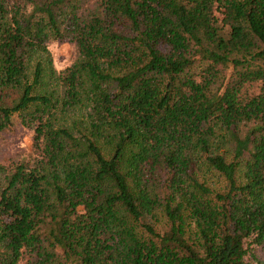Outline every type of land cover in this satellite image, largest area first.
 Instances as JSON below:
<instances>
[{
    "label": "trees",
    "instance_id": "16d2710c",
    "mask_svg": "<svg viewBox=\"0 0 264 264\" xmlns=\"http://www.w3.org/2000/svg\"><path fill=\"white\" fill-rule=\"evenodd\" d=\"M50 40L83 58L55 98L32 94L40 64L27 83ZM19 87L0 132L20 114L32 152L0 167V264H245L263 243L264 0H0V91Z\"/></svg>",
    "mask_w": 264,
    "mask_h": 264
},
{
    "label": "rangeland",
    "instance_id": "374dc122",
    "mask_svg": "<svg viewBox=\"0 0 264 264\" xmlns=\"http://www.w3.org/2000/svg\"><path fill=\"white\" fill-rule=\"evenodd\" d=\"M7 1L11 5L20 2V0ZM214 16L219 20L223 18L222 12L217 9L214 10ZM45 47L46 51H37L31 55L27 65V83H32L35 66L40 64L43 71V76L41 77L42 83L32 89V94L49 93L55 98L58 89L49 75H51L52 72L58 73L65 68L78 64L83 58L78 53L75 44L70 41L60 42L50 40L45 44ZM84 80L85 79H82V81ZM84 86L85 84L83 87ZM22 91V87L16 90L0 91V109L13 107L21 96ZM33 110L34 108H31L27 112H33ZM83 113V110L80 109H46L44 117L49 116L51 118L50 121L56 127H69L73 121H78L79 118H82ZM19 115L18 113L13 114L11 117L12 126L0 132V167L2 165L12 166L28 158L32 152L33 130L22 123L21 116ZM73 135L77 140H81L78 134L73 133ZM80 146L81 150H83L81 141ZM205 178L206 185L213 189L223 190L225 187L223 179L213 171L208 172V174L205 172ZM159 219L160 223H156L153 220H144V222L151 224L154 229H161L163 218L159 216ZM245 264H264V241L261 245L251 244L249 246L248 253L245 257Z\"/></svg>",
    "mask_w": 264,
    "mask_h": 264
}]
</instances>
